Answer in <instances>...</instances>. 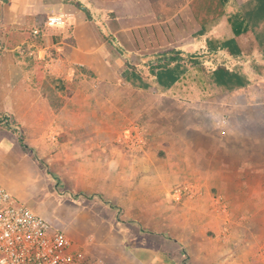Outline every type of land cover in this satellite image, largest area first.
Instances as JSON below:
<instances>
[{
    "label": "crops",
    "instance_id": "0c3cea01",
    "mask_svg": "<svg viewBox=\"0 0 264 264\" xmlns=\"http://www.w3.org/2000/svg\"><path fill=\"white\" fill-rule=\"evenodd\" d=\"M196 1L0 0V121H3L0 123V179L10 185L15 195L20 197V187H30L37 213L61 224L62 205L45 194L44 170L41 166L37 169L35 159L45 157L46 162H53L57 157H64L67 161L80 156L79 153L73 156L69 149L73 145L81 154L86 146L111 145L109 138L100 136L98 125L92 127V138H87L85 130L89 127L85 126L83 117L87 111L85 99L115 97L116 86L131 73L127 64L147 67L163 52L167 57L194 55L197 58L194 63L204 61L206 57L202 55L213 50L211 40L227 34L230 18H246L247 23L243 25L247 28L250 19L264 17V11L259 9L260 12L252 15L245 14L241 8L233 14L229 12L235 4L242 6L252 0H214L219 15L205 9L195 12ZM205 5L208 9L210 2L207 0ZM171 11H174L172 15ZM58 13L70 14V20L67 25L49 28L45 33L44 45L59 51L58 59L47 64L35 57L31 45L25 41L32 27ZM252 28L250 25L236 36L237 50L244 55L251 48L256 52L252 57L258 58L262 41L258 33L253 35ZM169 59L172 63L187 62ZM253 83L251 89L239 90L234 103L220 110L221 118L225 117L229 124V128L223 129L224 135L214 128L217 123L214 118L211 120L212 138L198 144L205 149L203 154L209 159V171L193 175L203 181L195 182L197 189L184 202L188 215H179L177 225V232L189 242L201 230L203 235L208 230L231 235L236 229L234 225L242 224L243 217H259L255 205L264 204V85L260 86L264 84V77L256 76ZM69 84L75 86L70 97ZM104 87L109 91L100 93ZM70 102H74V106L69 105ZM190 114L215 117L214 112L207 110H191ZM174 122L186 126L189 121L179 117ZM73 131L77 133L71 139L67 134ZM175 131L177 136H174ZM178 131L174 130L171 138L175 137L176 154L181 157L183 151L179 147L185 142ZM56 134L64 136L63 142ZM34 149L40 151L42 157L33 158L30 152ZM212 157L218 158L222 169L210 164ZM139 162L146 163L145 160ZM211 167L214 170H210ZM143 174L138 183L131 181L124 190V207L134 223L122 222L127 229L123 235L119 232L118 238L129 235L130 249L114 255L111 252L109 256H119L118 260L128 264H192L181 260L185 256L179 249L164 247L165 192L161 186L148 181L150 174L155 179L163 175L159 172ZM131 175L135 179L138 177L129 172V179ZM172 176L175 177L174 172ZM213 187L218 191L217 197L210 194ZM118 195L116 191L111 194L113 199ZM73 208L80 210L74 219L76 224H83L89 214L75 205ZM233 218L239 223L237 220L232 223ZM94 223L108 224L99 218ZM121 224L113 219L111 226L115 228ZM142 226L148 231L137 230ZM87 249L95 251L97 248L90 243ZM207 253L205 257L211 258L210 250Z\"/></svg>",
    "mask_w": 264,
    "mask_h": 264
},
{
    "label": "rangeland",
    "instance_id": "374dc122",
    "mask_svg": "<svg viewBox=\"0 0 264 264\" xmlns=\"http://www.w3.org/2000/svg\"><path fill=\"white\" fill-rule=\"evenodd\" d=\"M256 1L257 3H254V0L247 1L242 6L235 4L229 12L233 14L239 8L248 15L260 12L259 8L264 11V0ZM250 25L253 27V35L256 36L258 33L262 41L258 58L255 55L252 57L256 52L251 48L245 51V56L237 50L239 41L236 36L240 34H236L231 24L227 23V34L221 36L223 38L211 40L213 50L202 55L206 58L199 63L193 61L172 63L170 57L164 56L165 52L159 59L156 58L154 64L152 62L147 67L129 65L127 62L126 68L131 73L116 86L115 97L107 95L84 101L87 111L83 117L85 126L90 128L86 127L85 130L87 138H92V127L98 125L100 136L109 138L111 145L86 146L82 148V154L73 145L69 148L73 156L76 153L80 156H74L67 161L64 157H57L53 162H46L45 157L35 159L37 169L41 166L44 170L45 194L49 198H54L62 205L60 209H63L59 216L61 224L57 221L49 222L54 227L63 229L75 244L83 245L87 251V247L90 249L92 243L97 249L88 251L90 257L104 259L108 264H128L118 260L117 255L113 258L109 256L111 252L114 255L125 248L127 251L130 249L129 235L121 238L122 240L118 238V233L122 232L123 235L127 229L122 222L134 223L124 207L125 186L131 181L132 184L138 183L140 174L144 175L143 172L148 174L159 172L163 176L155 179L150 174L148 181L152 185L161 186L165 192L163 228L165 248L171 249L172 246L171 250L179 249L185 256L181 260L186 263L190 261L192 264H264L262 202L259 207L255 205L259 217H243L242 224H235L236 229L231 235L225 236L213 230H208L207 234L203 235L201 230L193 235L189 242L186 236L177 232L179 215L180 217L182 214L188 215L184 202L191 192L197 189L195 182L203 181L193 175L209 171L207 168L209 159H205L203 154L205 149L198 144L212 138L211 120L214 118L217 120L214 128L218 129L219 134L224 135V130L229 128V124L225 117L221 118L220 110H224L226 104L234 103L239 90L243 87L251 89L256 76L264 77V17L261 15L257 20L250 19L247 28ZM32 29L33 27L29 30V38L25 44H30L31 49L36 52L45 42L42 37H34ZM45 33H48V30ZM247 43L249 44L250 40ZM218 68H225V72L219 76V79L223 77V82L214 74ZM262 85L264 84H260ZM69 86L70 97L75 86L74 84ZM108 91L104 87L100 93ZM69 105L74 106V102H70ZM191 110L214 112L215 117L198 114L195 116L190 114ZM179 117L189 121L186 126L174 122V119L178 121ZM173 127L174 130H179L180 137L185 142L183 147H179L181 152L183 151L181 157H177L176 154L178 146L175 145V137L173 140L171 138ZM76 133L73 131L67 136L74 139ZM56 136L63 142L64 136L58 134ZM174 136H177L176 131ZM187 141L190 146H187ZM30 153L33 158L42 157L41 152L36 149ZM140 160H145L146 163H140ZM210 160L213 167L222 169L218 158L212 157ZM210 170L214 168L211 167ZM129 172L137 174V179L133 177L134 175L129 179ZM173 172L175 177L172 176ZM0 181L10 189L8 183L1 179ZM18 191L21 195L16 196L23 201L26 199L25 202L36 211L33 190L28 186H22ZM115 191L119 194L117 198L120 199H113L111 196ZM210 194L217 197L216 187L211 189ZM73 205L89 214L83 219V224H76L74 219L80 210L73 208ZM98 218L106 220L108 224L103 226L95 224ZM113 219L121 224L120 227L111 226ZM236 220L239 223V220ZM236 220L233 218L231 222L235 223ZM137 230L148 231L143 226ZM207 250H210L211 258L205 257L208 254Z\"/></svg>",
    "mask_w": 264,
    "mask_h": 264
},
{
    "label": "built area",
    "instance_id": "2783aa9c",
    "mask_svg": "<svg viewBox=\"0 0 264 264\" xmlns=\"http://www.w3.org/2000/svg\"><path fill=\"white\" fill-rule=\"evenodd\" d=\"M70 14L49 15L32 29L44 39L49 28L67 25ZM58 50L43 45L35 52L47 64L58 59ZM0 264H108L92 258L83 245L75 244L61 228L54 227L27 202L0 181Z\"/></svg>",
    "mask_w": 264,
    "mask_h": 264
},
{
    "label": "trees",
    "instance_id": "16d2710c",
    "mask_svg": "<svg viewBox=\"0 0 264 264\" xmlns=\"http://www.w3.org/2000/svg\"><path fill=\"white\" fill-rule=\"evenodd\" d=\"M205 1L204 0H198V1H196V5H195V8H194L195 9V12H199L201 9H205V11L208 10L211 14H213V13L215 15H219L220 14L219 8L218 7H215L214 0H208V2H210V5H209L208 9H207V6H206L207 4L205 5V3H207V0H205ZM153 2H154V0H153ZM259 10H260V8H259ZM260 11L262 12L263 10H260ZM173 13H174V11H171L170 12V15H172ZM245 19L239 20L238 18L237 19L236 18L234 19L233 17L230 18V23H231V25L233 27V30H234V32L236 34H240L243 31H246L247 28L245 27V25H243V23L246 22ZM170 58L172 60H174V61H176V60H182V59H185L186 61H189V62L190 61H197L196 56H194V55H188V54L185 55V56L177 54V56H172ZM224 72H225V68H218V70H216L214 72V74L217 76L218 80H220L221 82H223L222 81V78L223 77H221L219 79V76H220V74H222Z\"/></svg>",
    "mask_w": 264,
    "mask_h": 264
}]
</instances>
